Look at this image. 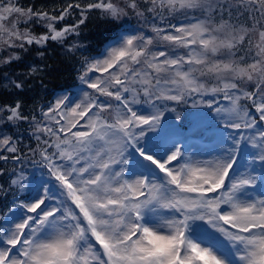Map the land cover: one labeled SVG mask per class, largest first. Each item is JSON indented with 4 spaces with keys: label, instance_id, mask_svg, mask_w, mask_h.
<instances>
[{
    "label": "snow or ice",
    "instance_id": "6c2138e0",
    "mask_svg": "<svg viewBox=\"0 0 264 264\" xmlns=\"http://www.w3.org/2000/svg\"><path fill=\"white\" fill-rule=\"evenodd\" d=\"M97 15L78 90L0 104V264H264V0H0V85Z\"/></svg>",
    "mask_w": 264,
    "mask_h": 264
},
{
    "label": "trees",
    "instance_id": "16d2710c",
    "mask_svg": "<svg viewBox=\"0 0 264 264\" xmlns=\"http://www.w3.org/2000/svg\"><path fill=\"white\" fill-rule=\"evenodd\" d=\"M25 5H35L50 10L53 7H59L64 0H20ZM60 22L59 26H63ZM87 27L83 28L80 43L84 47L73 53L66 51L67 45L61 46L56 42H49L45 51V56L40 58L37 55L38 49L32 46L28 53L20 51L21 60L14 61L11 65L5 66L12 78L20 77L27 80V86L24 92L17 96L14 90L6 89L0 85V104L12 103L19 99L26 112H31L33 108L46 104L54 95L65 90H73L79 86L78 74L80 62L84 56H96L103 48L104 36L108 33L110 25L100 16H93L87 22ZM33 31L37 34L44 31L40 25H32ZM70 42H75L70 39ZM38 65L43 69L38 76H29L28 70L32 65ZM46 65V67H44ZM2 75V72H0ZM181 121H175L174 113H166L165 118L173 123H183L185 129L191 124V115L197 111H208L207 109H193L190 106H182L180 109ZM21 133L27 136V133ZM34 145V141L23 140V146ZM31 170V169H29Z\"/></svg>",
    "mask_w": 264,
    "mask_h": 264
},
{
    "label": "rangeland",
    "instance_id": "374dc122",
    "mask_svg": "<svg viewBox=\"0 0 264 264\" xmlns=\"http://www.w3.org/2000/svg\"><path fill=\"white\" fill-rule=\"evenodd\" d=\"M79 87H80V85L78 87H75L72 91L78 90ZM171 122H173V121H171Z\"/></svg>",
    "mask_w": 264,
    "mask_h": 264
}]
</instances>
